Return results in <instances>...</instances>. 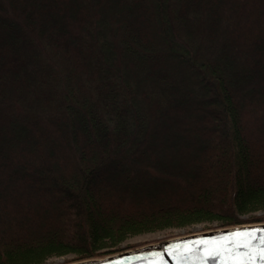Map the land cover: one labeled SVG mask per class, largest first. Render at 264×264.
<instances>
[{"label":"trees","instance_id":"trees-1","mask_svg":"<svg viewBox=\"0 0 264 264\" xmlns=\"http://www.w3.org/2000/svg\"><path fill=\"white\" fill-rule=\"evenodd\" d=\"M259 222L264 0H0V264Z\"/></svg>","mask_w":264,"mask_h":264},{"label":"water","instance_id":"water-1","mask_svg":"<svg viewBox=\"0 0 264 264\" xmlns=\"http://www.w3.org/2000/svg\"><path fill=\"white\" fill-rule=\"evenodd\" d=\"M260 230H264V222L211 228L147 243L103 257L80 259L65 264H264V259L260 258L264 250V232ZM236 231L256 232L251 248H240L238 254H205L208 245L201 242L215 241ZM185 245L189 246L188 250L183 247ZM236 255L239 256L238 260Z\"/></svg>","mask_w":264,"mask_h":264},{"label":"rangeland","instance_id":"rangeland-1","mask_svg":"<svg viewBox=\"0 0 264 264\" xmlns=\"http://www.w3.org/2000/svg\"><path fill=\"white\" fill-rule=\"evenodd\" d=\"M215 224L213 223V225ZM205 226H207V223H195L185 227H174V228H167L158 231L144 232L131 236L122 245H125L127 243H140L145 241L147 243H154L174 236H181L185 234L197 233L208 230V228H205ZM73 256L74 255L72 254L64 255V256H53L47 259L43 264H65L68 263L65 261L69 260Z\"/></svg>","mask_w":264,"mask_h":264},{"label":"snow or ice","instance_id":"snow-or-ice-1","mask_svg":"<svg viewBox=\"0 0 264 264\" xmlns=\"http://www.w3.org/2000/svg\"><path fill=\"white\" fill-rule=\"evenodd\" d=\"M264 232V230H260ZM256 238V232H248V231H236L232 233L230 236L219 238L215 241H203L208 245L205 249V254L207 256L218 255L221 253H236L238 254L240 248H251L252 240ZM262 242H264V237H262ZM185 250H188L189 246H183ZM237 260L239 256L235 257ZM261 259H264V250L261 252Z\"/></svg>","mask_w":264,"mask_h":264}]
</instances>
